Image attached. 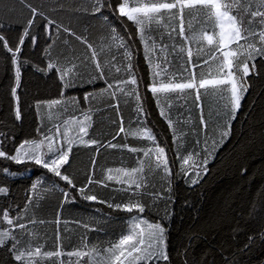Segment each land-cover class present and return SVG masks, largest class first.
Wrapping results in <instances>:
<instances>
[{
  "label": "snow or ice",
  "instance_id": "snow-or-ice-1",
  "mask_svg": "<svg viewBox=\"0 0 264 264\" xmlns=\"http://www.w3.org/2000/svg\"><path fill=\"white\" fill-rule=\"evenodd\" d=\"M20 2L30 12L25 21L9 23L0 18V47L10 54L11 63L15 66L14 86L10 89L14 97V119L20 121L22 118L18 89L21 88L22 65L29 63L27 59L21 60L19 54L25 38L30 39V46L36 45L33 28L41 21L44 22V34L51 42L43 49L46 68H34L45 75L55 71L61 92L59 99L37 101L33 107L38 116L41 108L47 110L46 117L39 116L41 125L45 118L51 122L54 115L56 119H60L61 115L67 118L62 120V124H53L44 131L38 127V137L22 140L14 147L12 155L4 151L3 147L14 144V139L0 133L4 137L0 140V158L16 164L38 166L65 182V187L61 188L56 181L50 187H44L42 177L33 180L27 203L22 210L17 211L15 217H10L7 210L0 211V248L6 249L19 264H45V261L48 264H172L168 253L169 228L165 227V223L173 215L169 208L174 203L173 172L166 146L160 145L156 133L148 126L149 115L139 90L137 57L142 51L150 70L148 91L172 136L175 159L180 162L176 176L194 186L207 175L208 164L215 160L216 154L230 140L233 121L237 119L241 101L248 92L247 77L250 73L256 74L257 58L264 60V0H117L115 8L108 0H81L78 6L71 9H65V5L59 2L55 8L49 9L100 14L98 29L101 35L97 46L88 39L89 27L96 25H86L84 34L78 35L72 27L50 18L41 7H35L27 0ZM3 3L4 0H0V4ZM12 10L9 8V11ZM103 11H108L113 21L119 22L129 38L132 33L128 31V22H131L142 49L129 43ZM185 13L188 14L187 28ZM17 24L22 31L15 47H12L4 32ZM61 33L64 34L63 39H60ZM53 35L55 40L51 39ZM69 37L78 41L85 51L77 53ZM57 40H60L62 47L57 45ZM57 47L59 50L53 56V50ZM98 82H103L104 87L84 93L85 108L80 107L77 96L65 95L66 90L85 84L94 86ZM209 95L214 104H209L206 119L202 96ZM189 99L198 111L199 125L191 116ZM121 101L125 107L130 102L134 104L127 128L124 126V117L120 115ZM173 108L177 110L175 116L172 114ZM105 110L115 111L118 116V131L113 140L123 134L125 141L132 137L145 141L146 146L131 147L127 142L121 144L111 141L101 144L97 139H85L93 124L92 116ZM75 112L80 115H69ZM210 123L214 127L210 128ZM70 131L74 133L71 136ZM189 141L191 148L182 155ZM74 146H96L97 153L101 147L127 151L134 157V166L101 168L99 179L90 170L86 173L83 185L77 187L72 177L66 174L71 168L70 156ZM91 164L92 169H95V157ZM31 170V167L25 168V171ZM241 171L246 172L247 169ZM0 172L7 174L8 169H0ZM157 179L163 191L156 188ZM97 187L109 189L112 195L108 199H99L93 194ZM56 189L60 190L63 197L60 210L64 204L76 203L77 197L72 195L74 190L85 202H97L113 211L130 214L125 232L115 240L90 244L87 233L103 231L102 228H91L90 223L100 224L102 221L95 217L85 222L71 221L84 229V235L80 237L79 247L65 252L60 225L63 224L65 232H68L70 221L61 220L59 211L54 221H45L38 219L33 210L32 216L24 222L33 205V197L38 208L39 201L44 198L42 194H51ZM8 192V187L0 186V195L7 196ZM161 203L165 206L163 215L159 213ZM146 209L149 214L155 210L158 216L155 222L143 215ZM108 218H111L110 214ZM45 223L57 226L53 245L55 251L43 250L44 244L32 243L40 239L35 231L36 226ZM17 230L28 237L26 244L22 245ZM259 239L264 242V231L259 233ZM253 240L254 237L249 236L245 248ZM183 264H187V261Z\"/></svg>",
  "mask_w": 264,
  "mask_h": 264
},
{
  "label": "trees",
  "instance_id": "trees-1",
  "mask_svg": "<svg viewBox=\"0 0 264 264\" xmlns=\"http://www.w3.org/2000/svg\"><path fill=\"white\" fill-rule=\"evenodd\" d=\"M27 2L35 7H41L50 18L72 27L78 35L84 34L86 25H96L97 27H89L88 39L94 46L98 45L101 35L98 29L100 14L90 15L64 9L49 11L50 8L56 7L57 2L64 4L65 9H71L78 6L81 0H27ZM108 2L112 4L113 8L116 7L117 0H108ZM9 8L13 10L9 11ZM103 14L109 17V21L114 23V26L121 35L125 36V39L129 40V43L142 49L136 29L131 25V22H128V31L132 33L129 38L119 22L113 21V17L108 11H103ZM29 16L30 12L20 0H4V3L0 4V18L9 23L23 22ZM37 19L39 20V18ZM187 20L188 14L185 13L186 28ZM33 30L36 34V45L30 46V39L25 38V44L19 54L21 60L29 61L21 68V88L18 89L22 113L20 121L14 119V97L10 93V89L14 86L15 66L11 63L10 54L0 47V133H5L9 139H14V144H6L3 147V150L9 155L14 154V147L18 146L22 140L37 138L36 129L38 127L44 131L45 128L52 127L53 124H62V120L67 118L66 115H61L60 119H56L54 115L51 122L45 118L41 125L39 116L46 117L47 110L41 108L38 116L33 107L37 101L59 99L61 92V84L56 78L55 71L45 75L34 68V66L46 68L47 60L43 55V49L51 40L44 34V22L41 21L34 25ZM21 31L20 25L17 24L10 31L4 32L5 37L9 40V46L15 47ZM63 38L64 34L61 33L60 39ZM51 39L55 40V35ZM69 39L77 53L85 51L78 41L71 37ZM57 45L62 47L60 40H57ZM58 50V47L53 50V56ZM137 64L140 95L149 115L148 126L156 133L160 145L166 146L173 172L172 198L174 203L169 205L173 215L171 220L165 223V227L169 228L168 253L172 264H183L185 260L187 264H264V242L259 239V233L264 231V60L257 58L256 74L250 73L247 77L248 92L241 101L237 119L233 121L230 140L216 154L215 160L208 164L207 175L194 186L185 182L184 178L176 176L180 162L175 159L169 127L165 120L159 116L156 102L148 91L151 82L150 70L145 63L142 51L137 57ZM249 67L251 69V64ZM199 71L198 68L197 75H199ZM101 87H104L103 82H98L94 86L85 84L83 87L66 90L65 95L77 96L80 107L85 108L87 105L83 100L84 93ZM202 102L207 119L208 106L214 104V101L209 95L208 97L202 96ZM189 106L193 121L199 125V114L191 99H189ZM133 108V103L130 102L129 106L125 107L121 101L120 115L124 117L125 128L129 125V117ZM176 111L173 108L174 116ZM69 115L79 116L80 113H69ZM92 121V127L88 129V136L85 139H97L101 144L111 141L121 144L127 142L131 147L146 146L145 141L132 137L125 141L123 134L113 140V136L118 131V116L115 111L98 112L92 116ZM209 127H214V125L210 123ZM73 134V132H69L70 136ZM3 139L4 137L0 136V140ZM189 148H191V141L187 144L182 155L186 154ZM93 157L96 159L95 169H92L91 164ZM70 160L71 168H68L66 174L72 177L77 187L83 185L86 173L90 170H93L96 178L99 179L101 168L115 169L122 166H134V157L127 151L121 152L118 149L101 147L97 153L96 146H74ZM26 167H31L32 170L25 171ZM243 168H246L247 171L242 172ZM0 169H8L7 174L0 172V186H6L9 189L7 196L0 195V211L7 210L10 217H15L17 211L24 208L27 197L31 194L29 192L31 184L37 177L43 178L44 187H50L54 181L59 183L61 188L65 187V182L59 181L58 178L46 173V170L31 164H16L0 158ZM12 173H17V175H12ZM156 188L163 191L158 179ZM93 194H96L99 199H108L112 195L109 189L100 187H97ZM42 195L44 198L39 201L38 208H36L35 197H33V205L24 222L32 216L33 210H35L38 219L45 221H54L59 211L61 220L70 221L67 225L68 232H65L63 224L60 225L62 248L65 252L79 247L80 237L84 235V229L77 227L71 221L85 222L92 217L102 221L100 224L90 223L91 228L103 229V231L87 233L90 244L108 239L115 240L126 230L130 214L113 211L106 205L97 202H85L74 190L72 195L77 197L76 203L64 204L62 210L59 205L63 197L59 189L51 194ZM113 202H118V200ZM95 209L100 211H94ZM164 209L165 206L161 203L159 205L160 215H163ZM108 214H110V219ZM143 215L152 222L158 219L155 210L149 214L146 209ZM35 231L40 239L34 240L33 245L44 244L43 250H56L53 245L56 241L57 226L54 223L37 225ZM17 235L21 239L22 245L28 242V237L19 234L18 230ZM249 236H253L254 240L248 248H245ZM64 259L67 260L66 257ZM0 264H19V262H15L6 249L0 248ZM45 264L48 262L45 261Z\"/></svg>",
  "mask_w": 264,
  "mask_h": 264
}]
</instances>
